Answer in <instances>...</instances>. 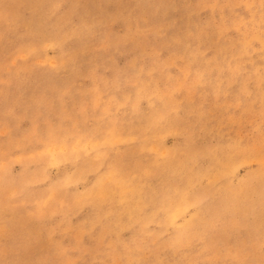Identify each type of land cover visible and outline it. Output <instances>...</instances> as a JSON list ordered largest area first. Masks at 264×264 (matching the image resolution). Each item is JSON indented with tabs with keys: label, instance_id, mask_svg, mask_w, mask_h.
Wrapping results in <instances>:
<instances>
[{
	"label": "rangeland",
	"instance_id": "1",
	"mask_svg": "<svg viewBox=\"0 0 264 264\" xmlns=\"http://www.w3.org/2000/svg\"><path fill=\"white\" fill-rule=\"evenodd\" d=\"M0 264H264V0H0Z\"/></svg>",
	"mask_w": 264,
	"mask_h": 264
}]
</instances>
